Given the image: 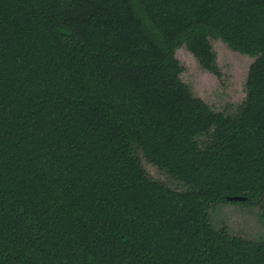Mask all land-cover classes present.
Returning <instances> with one entry per match:
<instances>
[{
    "label": "trees",
    "instance_id": "obj_1",
    "mask_svg": "<svg viewBox=\"0 0 264 264\" xmlns=\"http://www.w3.org/2000/svg\"><path fill=\"white\" fill-rule=\"evenodd\" d=\"M213 40L254 58L235 114L181 79ZM223 203L264 218V0H0V264H264Z\"/></svg>",
    "mask_w": 264,
    "mask_h": 264
},
{
    "label": "rangeland",
    "instance_id": "obj_2",
    "mask_svg": "<svg viewBox=\"0 0 264 264\" xmlns=\"http://www.w3.org/2000/svg\"><path fill=\"white\" fill-rule=\"evenodd\" d=\"M212 45L217 55L220 77L203 70L186 47H182L176 52L177 59L184 68L181 79L196 97L215 111L227 112L226 115L235 114L247 97L246 84L254 58L235 53L219 40H213ZM139 157L151 179L176 191L182 192L187 189L186 185L176 182L164 171L149 163L142 154ZM260 213V207L223 203L211 207L208 210V217L217 230L226 228L232 236L264 242V218Z\"/></svg>",
    "mask_w": 264,
    "mask_h": 264
},
{
    "label": "water",
    "instance_id": "obj_3",
    "mask_svg": "<svg viewBox=\"0 0 264 264\" xmlns=\"http://www.w3.org/2000/svg\"><path fill=\"white\" fill-rule=\"evenodd\" d=\"M225 44V43H224ZM238 53V52H235ZM177 54V53H176ZM240 54V53H239ZM177 57V56H176ZM230 202H244L246 198L244 197H233L228 199Z\"/></svg>",
    "mask_w": 264,
    "mask_h": 264
}]
</instances>
